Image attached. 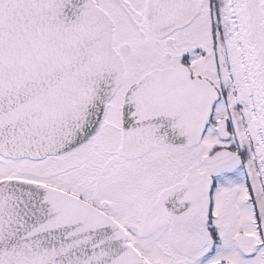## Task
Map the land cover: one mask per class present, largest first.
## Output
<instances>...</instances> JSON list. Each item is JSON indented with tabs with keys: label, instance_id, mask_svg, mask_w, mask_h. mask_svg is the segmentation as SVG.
<instances>
[{
	"label": "snow or ice",
	"instance_id": "snow-or-ice-1",
	"mask_svg": "<svg viewBox=\"0 0 264 264\" xmlns=\"http://www.w3.org/2000/svg\"><path fill=\"white\" fill-rule=\"evenodd\" d=\"M0 264H264V0H0Z\"/></svg>",
	"mask_w": 264,
	"mask_h": 264
}]
</instances>
